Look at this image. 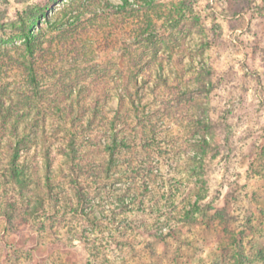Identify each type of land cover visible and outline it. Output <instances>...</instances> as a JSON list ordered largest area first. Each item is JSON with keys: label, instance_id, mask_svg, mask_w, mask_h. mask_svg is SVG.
Instances as JSON below:
<instances>
[{"label": "trees", "instance_id": "trees-1", "mask_svg": "<svg viewBox=\"0 0 264 264\" xmlns=\"http://www.w3.org/2000/svg\"><path fill=\"white\" fill-rule=\"evenodd\" d=\"M155 6L154 0H123L121 5L108 0H43L19 12L9 24L10 32L0 28V185L5 187L8 205L0 216L10 220L20 206L32 218V225L42 226L39 217L43 215L47 220L69 216V221L84 220L88 228L96 230L100 226L95 209L109 202L110 189L119 188L123 194L109 209L108 222L117 226L127 222L125 227L131 232L136 219L129 221L125 212L144 214L147 203L152 207L149 211L169 209V219L175 223L206 217L201 202L207 194L206 161L214 150L216 126L207 102L213 84L204 79L203 72L209 76L212 70L198 73L200 98L189 89L174 91L158 74L163 88L153 94L160 103L157 109L147 111L145 90L153 68L158 71L156 66L148 67L147 60H155L163 47L171 57L177 44L147 15ZM175 6L179 13L176 26L185 18L187 4L182 0ZM16 40L20 45H15ZM111 71L117 77V106L108 115L109 83L105 78ZM8 86L17 97L7 94ZM187 109L197 111L198 117L185 125L180 138L169 134L166 123ZM48 115L56 120L53 134L62 137L58 151L65 159V182L51 171L49 136L44 127ZM100 128L104 135H99ZM39 129L43 132L45 176L43 186H35L42 195L30 208L25 196L33 181L26 160L36 138H30V133L34 136ZM187 146L192 154L184 156ZM92 150L101 152L102 158L94 159ZM158 182L164 186L162 192L155 187ZM64 183L71 190L69 197L64 194ZM180 194L184 197L178 212ZM60 203L64 206L59 207ZM40 226L37 231H44ZM140 226L160 240L173 233L172 228L166 232L155 223ZM114 230L125 233L124 228ZM80 233L81 239L90 241L87 231ZM115 242L119 247L131 245L126 240ZM95 243L89 247L93 258L100 252Z\"/></svg>", "mask_w": 264, "mask_h": 264}, {"label": "rangeland", "instance_id": "rangeland-1", "mask_svg": "<svg viewBox=\"0 0 264 264\" xmlns=\"http://www.w3.org/2000/svg\"><path fill=\"white\" fill-rule=\"evenodd\" d=\"M40 1L43 0H0V28L10 32L9 24L16 15ZM108 1L121 5L123 0ZM154 1L156 6L147 15L163 29L162 33L171 34L177 44L171 57L163 47L155 60H147L148 67L156 66L158 70L153 68L145 90L147 98L143 102H147V111L157 109L160 103L153 94L163 88L158 74L174 91L189 89L194 97L200 98L198 73L212 70L209 76L203 72L204 79H210L213 84L207 102L216 126L214 150L206 161L207 194L201 202L207 210L206 217L197 216L192 223H175L169 219L172 215L169 209L149 211L152 207L147 203L144 214L125 212L129 221L136 219L132 224L135 231L131 232L125 227L127 222L120 226L108 222L109 209L123 194L119 188L110 189L109 202L95 209L100 226L96 230L88 228L84 220L69 221V216L47 220L43 215L39 217L43 225L38 226L44 227V231H37L32 218L18 206L10 220L0 216V264H87L88 261L92 264H264V0H184L186 16L176 26L179 13L175 5L182 0ZM15 45H20V40ZM90 78L93 75L87 77L85 84ZM116 78L113 71L105 78L109 83L105 100L108 115L117 106ZM156 83L160 85L155 86ZM12 89L8 86L7 94L17 97ZM3 98L7 105L9 100ZM198 115L189 109L178 112L164 128L180 138L185 125ZM44 121L51 171L65 182V159L58 151L63 142L61 134H53L57 125L54 117L48 115ZM23 125L18 129L20 135ZM101 130L100 136L104 135ZM34 134L30 133V138H36L26 160L33 181L25 196L30 208L42 195L35 186L42 187L45 176L43 132L39 129ZM186 149L184 156L191 155V147ZM92 151L94 159L102 158L101 152ZM155 187L164 190L159 182ZM63 190L66 197L71 195L66 183ZM7 194L12 196L10 191ZM183 197L180 194L176 200L178 212L182 211L179 207ZM7 207L5 187L0 185V213ZM143 223H155L166 232L172 228L173 233L160 240L140 230ZM113 226L122 231L124 228L125 233H117ZM82 230L87 231L90 241L81 239ZM115 240H126L131 245L119 247ZM93 242L100 247L94 258L89 250Z\"/></svg>", "mask_w": 264, "mask_h": 264}]
</instances>
